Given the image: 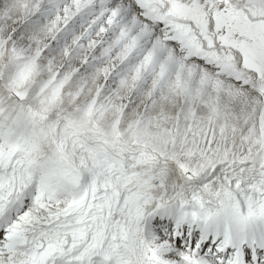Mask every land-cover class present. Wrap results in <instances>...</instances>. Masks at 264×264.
Returning <instances> with one entry per match:
<instances>
[{
  "label": "snow or ice",
  "instance_id": "6c2138e0",
  "mask_svg": "<svg viewBox=\"0 0 264 264\" xmlns=\"http://www.w3.org/2000/svg\"><path fill=\"white\" fill-rule=\"evenodd\" d=\"M0 264H264V0H0Z\"/></svg>",
  "mask_w": 264,
  "mask_h": 264
}]
</instances>
